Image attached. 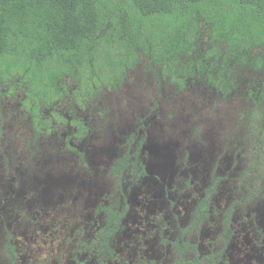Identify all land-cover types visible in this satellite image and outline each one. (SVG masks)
<instances>
[{
  "label": "rangeland",
  "instance_id": "obj_1",
  "mask_svg": "<svg viewBox=\"0 0 264 264\" xmlns=\"http://www.w3.org/2000/svg\"><path fill=\"white\" fill-rule=\"evenodd\" d=\"M254 55L264 61V48ZM231 78L222 90L199 77L182 86L141 57L120 89L103 90L82 108L68 95L43 108V118L58 114L49 131L34 128L25 87L0 80V264H101L99 209L123 198L127 215L106 264H171L180 229L211 181L222 178L217 214L198 238L199 251L207 253L234 198L232 185L243 168L240 139L249 108L264 93V64ZM64 82L72 92V81ZM75 118L85 127L80 138ZM139 142L145 176L125 175L118 189L111 168ZM232 230L220 264H264V202L237 212Z\"/></svg>",
  "mask_w": 264,
  "mask_h": 264
},
{
  "label": "trees",
  "instance_id": "obj_2",
  "mask_svg": "<svg viewBox=\"0 0 264 264\" xmlns=\"http://www.w3.org/2000/svg\"><path fill=\"white\" fill-rule=\"evenodd\" d=\"M206 39V46L204 45ZM206 47V48H205ZM264 48V0H0V80L25 87L24 104L38 131H49L52 119L42 109L54 108L66 95L82 108L103 90H118L128 74L148 58L170 79L181 83L199 77L215 89L232 86V75L259 70L264 61L254 52ZM75 85L68 93L64 82ZM230 94L232 91H218ZM264 93L246 115L239 148L243 161L221 212L220 231L202 254L198 238L217 214L215 199L224 183L214 178L198 201L180 240L171 247V264H220L233 238L232 223L264 202ZM78 138L85 127L72 121ZM141 142L111 168L119 189L125 175L145 176ZM126 199L101 207L96 255L101 264L113 260L114 241L127 215ZM6 252L15 260L10 244Z\"/></svg>",
  "mask_w": 264,
  "mask_h": 264
}]
</instances>
